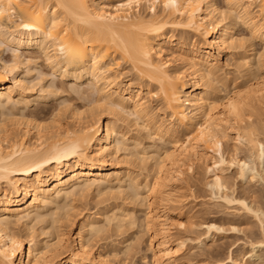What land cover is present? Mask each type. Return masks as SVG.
<instances>
[{
  "label": "bare ground",
  "instance_id": "bare-ground-1",
  "mask_svg": "<svg viewBox=\"0 0 264 264\" xmlns=\"http://www.w3.org/2000/svg\"><path fill=\"white\" fill-rule=\"evenodd\" d=\"M216 1L0 0V264H109L87 237L132 230L137 208L154 262L169 264L161 261L183 243L171 240L167 206L177 202L196 150L219 193L226 167L235 164L246 180L245 162L226 161L219 149L226 131L239 129L237 139L262 156L245 124L256 99L264 101V0ZM239 26L248 40L235 37ZM253 39L263 51L253 52ZM239 51L236 84L223 75L220 55ZM65 92L85 109L64 101L46 123L29 118L40 116L36 109L24 112ZM153 138L168 148L149 145ZM87 200L108 205L70 230L74 202ZM138 237L127 254L137 253Z\"/></svg>",
  "mask_w": 264,
  "mask_h": 264
},
{
  "label": "rangeland",
  "instance_id": "rangeland-1",
  "mask_svg": "<svg viewBox=\"0 0 264 264\" xmlns=\"http://www.w3.org/2000/svg\"><path fill=\"white\" fill-rule=\"evenodd\" d=\"M216 2L219 4L218 7L224 6L223 0H217ZM157 11H159V7L156 9V12ZM144 12L147 11L143 10L142 12L141 9L139 14L143 15ZM144 14L146 15V13ZM234 34L238 39H249V32L244 26L235 28ZM179 35L180 34L175 32L173 34L174 39L185 43L182 39L183 37L180 39ZM251 41L249 44L252 43V50L254 48L253 52L256 51L259 53L263 51V44L261 42L254 39L252 42ZM8 52L9 51L4 53V58L10 57V52ZM237 52L232 53L233 55H220V61L224 66L223 75H227L229 80L238 78L234 82H237L236 84H240V75L242 74L239 72H241L242 67H239L241 68L239 71H237V68L239 65L241 66L238 61L241 60L240 55H242L243 52L239 51V54ZM38 67L39 70L41 69L40 72L42 71L44 75L45 73L46 75L50 73L49 69L44 64ZM237 72L239 76L237 75ZM47 78L49 79V77ZM127 79L129 78H123V84L127 83ZM238 80H240V83ZM55 82L59 83V81ZM67 85L69 86V84ZM68 92L60 95L57 94L55 98L53 96V98L50 97L51 99H46V101L44 99L43 101L38 102L36 106L30 105L31 107L24 112L29 113L33 109L32 111L35 113L37 111V115L40 116H37L36 118H29H32L35 121L43 120V122L46 123V121L48 122L47 117L51 116L52 112L53 114L54 112H57V110L62 107L61 105L64 101L63 106L64 104L70 106L74 105L73 107H76V109H79L80 111L85 109V107H83V104L85 103L81 100H77L75 95H71L70 93L67 94ZM151 106L156 109L158 119L165 120L163 119V110L160 109L161 106L159 105V102L153 100L151 102ZM34 109H36V111ZM251 114L252 116L247 120V122H249H246V124L243 123V126L245 124V127H247L249 126L247 124H250V128L255 131L256 141L258 140L260 144L264 146V101L260 100L258 102V99H256L255 109L251 112ZM65 115H68V112ZM43 118H46L47 120H44ZM243 126H241V128ZM130 130L132 131L133 129L130 128ZM241 130L242 129H240V131ZM236 131V129L226 131L224 137L221 139L222 149H219V153L223 154L221 155L226 161L231 160V158H236L237 160L245 162L246 167L244 169H247L246 171L248 172L246 180L241 181L239 179V169L235 164L231 167H226L224 173L220 175L223 177L222 181L226 187L224 193H219L216 191L217 189L215 190L214 187L211 186L212 181H210L211 178H209L207 173L209 161H204L205 159L202 160L203 157L199 155L201 153L199 150H196V160L192 157L190 159L191 161H189V163L193 164V170L191 169L189 171L184 168V171H186L183 175V181L180 182V185H182H178L179 189H177L178 187L176 188L178 190L177 195L179 196V198H177V202L171 203L167 206V215L171 224L169 227L171 240L182 242L183 247L172 258L174 261L172 259H163L161 262L169 264H234L229 261L228 257H230L234 259L235 262L237 261L240 263L241 261L242 264H264V157L260 156L259 151L257 153L253 151L255 150L252 148L254 146L251 147L250 145H247V143L241 141V139L239 141V139H237ZM238 132L239 129L237 133ZM133 133L136 134L134 131L132 134ZM142 138L140 140L143 144L148 145L144 140L145 138H143V140ZM157 138H153L154 140L151 142L147 139L146 140L149 145H153L152 143H154V147H159L158 149H164V147L168 148V145H165V143H162V141ZM257 149L259 150L258 147ZM125 159L124 161L128 160V158L126 160ZM139 168H141V165L139 164H135L133 166V169L136 172H140L145 175L146 172L141 171V169L139 170ZM251 176H253V178H250ZM237 200L244 201L248 209H245L238 204L236 202ZM98 201L99 200H97V202ZM79 202H74L75 207H77L75 208L76 210L73 211L74 215L73 213L71 214L72 218L70 230L72 231L75 230L83 214H86L87 212L94 213L95 210L103 208V206L107 203L103 202L104 204L102 203V205H100L101 207L98 205V208L96 209V200L95 202H93V200H87L85 204ZM109 203H112V201ZM117 203L119 204L120 200ZM87 210L91 211L89 212ZM139 211L140 208L135 210L137 225L135 224L136 227L132 228V230L126 231L124 229L121 232L116 231L117 233L108 231L94 238L91 236V238H89L88 236V245L90 244L89 246L93 249V251L100 254V257L102 256V258L106 259L105 261L109 264H156L154 262L156 257L153 256V252L151 248H149V244L147 242L148 239L145 238L146 235L144 234V239L141 235L143 232L141 230L143 227H141V224L143 223L141 222L140 224V221L143 220V213H141L142 210L140 212ZM179 223H183L182 227L179 226ZM138 226L141 228H138ZM138 236L142 237L143 242L140 245V248H135L136 246L134 247L135 250L133 251L135 252L138 250L137 253L133 254L130 252L127 254V252L124 251L126 246L129 244L133 245ZM256 242H261L262 245L259 247L253 246ZM122 250L124 253L121 252Z\"/></svg>",
  "mask_w": 264,
  "mask_h": 264
},
{
  "label": "snow or ice",
  "instance_id": "snow-or-ice-1",
  "mask_svg": "<svg viewBox=\"0 0 264 264\" xmlns=\"http://www.w3.org/2000/svg\"><path fill=\"white\" fill-rule=\"evenodd\" d=\"M171 2V0H170ZM0 15H3V13H0ZM25 27H27V25H25ZM217 148H219V145H216ZM262 157H264V146H262Z\"/></svg>",
  "mask_w": 264,
  "mask_h": 264
}]
</instances>
